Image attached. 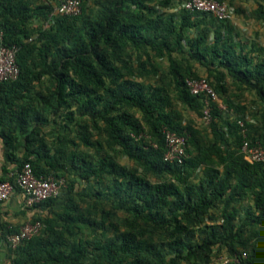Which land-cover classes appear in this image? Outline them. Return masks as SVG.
Segmentation results:
<instances>
[{
	"label": "trees",
	"instance_id": "16d2710c",
	"mask_svg": "<svg viewBox=\"0 0 264 264\" xmlns=\"http://www.w3.org/2000/svg\"><path fill=\"white\" fill-rule=\"evenodd\" d=\"M95 1L94 12L81 0L79 16L50 19L49 5L0 0L2 44L18 48L19 68L17 80L0 83V135L12 165L0 181L18 190L25 163L36 177L64 180L58 196L34 206L49 215L30 220L41 223L39 233L7 247V264L209 263L221 247L230 257L224 264L242 253V263L264 264V168L244 160L236 124L252 118L247 138L264 146V58L243 52L231 21L188 12L183 0L173 12L161 9L174 0ZM252 1L251 16L263 20L264 0ZM34 19L48 26L32 27ZM163 58L167 70L155 61ZM200 78L225 108L214 103L207 126L203 97L185 85ZM244 90L255 94L258 112L230 101ZM164 130L187 138L181 165L163 161ZM216 209L221 223L199 240L195 228ZM18 229L0 225V238Z\"/></svg>",
	"mask_w": 264,
	"mask_h": 264
},
{
	"label": "built area",
	"instance_id": "2783aa9c",
	"mask_svg": "<svg viewBox=\"0 0 264 264\" xmlns=\"http://www.w3.org/2000/svg\"><path fill=\"white\" fill-rule=\"evenodd\" d=\"M182 8L192 13H206L219 21H232L234 17V7L226 2L217 0H183ZM82 12L81 0H60L58 5L50 14V19L55 16L76 17ZM16 46H5L2 44L0 35V83L13 82L19 76V68L16 63ZM185 85L190 94L203 97V110L201 121L204 125H209L212 121L213 104H217L219 110H225L221 105L214 90L207 83L205 78L186 79ZM246 123L255 124L248 115L238 117L236 124L241 128L242 144L239 148L243 158L248 163H258L264 168V146L258 142H251L247 138ZM164 153L163 161L181 165L186 158V136H179L167 130L163 131ZM11 176V175H10ZM62 180H56L54 176L36 177L30 164L25 163L17 172L15 177V187L22 194L25 208H31L42 201L54 198L60 193ZM16 189L9 181H0V202L5 201ZM42 225L39 221L24 223L16 233L8 235L5 240L6 247L11 250L16 249L22 242L37 235ZM246 254L242 253L241 258H235V264L242 263Z\"/></svg>",
	"mask_w": 264,
	"mask_h": 264
},
{
	"label": "rangeland",
	"instance_id": "374dc122",
	"mask_svg": "<svg viewBox=\"0 0 264 264\" xmlns=\"http://www.w3.org/2000/svg\"><path fill=\"white\" fill-rule=\"evenodd\" d=\"M156 2L157 0H152ZM226 3H231L234 9H240L241 12L234 13L233 17V25L235 27V31L238 33L239 42L244 46L243 52L246 53L248 56L254 58V60H259L264 58V19L263 20H255L251 16V11L253 10L248 3H244L245 7L242 9L240 6L236 7L237 0H226ZM85 8L88 12L89 11H96V1L95 0H85ZM171 9H161L166 10L168 12L176 11L179 8V4L177 1H173ZM178 4V5H177ZM255 6V5H254ZM264 6V2H263ZM191 35V32H190ZM212 37V35H210ZM134 56V54L132 53ZM157 64L162 66L165 70L168 69V61L163 59H156ZM193 68L195 71L201 76L206 77L207 73L205 69L199 65L198 63H192ZM149 82H154L153 79L149 80ZM230 82V81H229ZM232 90V89H231ZM233 93L232 91H230ZM237 97L234 95L230 96V101L234 102L233 104H238L245 106L247 110H252V112H258L261 109V105L258 101H256V96L253 92L244 90L243 92H234ZM179 109L182 112V116L185 119H193L196 126L199 128H205V126L201 123L200 118H198L194 113H190L187 111L186 108L179 105ZM119 163L122 165L131 166L132 162L128 161L126 157L119 158ZM153 181V179H151ZM64 185V180H62V186ZM251 200L246 198L242 203L237 205L238 214L235 219V224L240 225L242 219L246 215V209L251 207ZM221 209H216L212 212V219L206 220L204 223L198 225L195 228V236L199 240L203 239L207 232L210 231L211 226L219 225L221 223L220 217ZM119 216H123L122 213H118ZM230 261V257H228L227 251L225 248H212L210 262L209 263H198L193 262L191 264H224L225 262Z\"/></svg>",
	"mask_w": 264,
	"mask_h": 264
},
{
	"label": "crops",
	"instance_id": "0c3cea01",
	"mask_svg": "<svg viewBox=\"0 0 264 264\" xmlns=\"http://www.w3.org/2000/svg\"><path fill=\"white\" fill-rule=\"evenodd\" d=\"M59 2L60 0H34V5H49L54 9ZM245 2L248 3L253 10L256 8V5L252 0H237L236 7L240 6L243 9L245 7ZM231 22L233 23V20ZM42 24L43 28L48 26V22L43 23L39 19H34L31 26L35 27ZM47 78L48 75L43 74L41 75L40 80L44 81ZM46 132L49 133V129H47ZM11 168L12 165L6 160L3 139L0 135V178L4 177L6 174L5 171H10ZM38 215L48 216L49 211L46 209L41 210L34 206L31 208H25L22 194L17 190H15L5 201L0 202V225L2 226L6 225L17 229ZM8 260V249L5 242L0 238V264H7Z\"/></svg>",
	"mask_w": 264,
	"mask_h": 264
}]
</instances>
